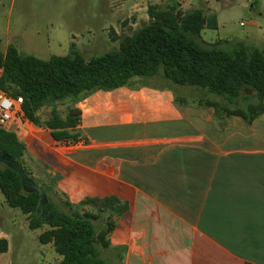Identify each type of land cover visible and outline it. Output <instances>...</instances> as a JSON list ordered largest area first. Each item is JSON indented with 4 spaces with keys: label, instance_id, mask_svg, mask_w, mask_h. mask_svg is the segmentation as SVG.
Instances as JSON below:
<instances>
[{
    "label": "crops",
    "instance_id": "obj_1",
    "mask_svg": "<svg viewBox=\"0 0 264 264\" xmlns=\"http://www.w3.org/2000/svg\"><path fill=\"white\" fill-rule=\"evenodd\" d=\"M143 1L100 0V8L81 20L88 31L113 32L118 42L149 21ZM235 1L200 3L218 22L201 36L208 39L214 30L216 36H209L214 42L237 39L264 47L254 15L249 30L224 31L229 28L224 12ZM244 1L251 9L258 3ZM259 15L264 18V12ZM2 93L7 94L0 88ZM184 101L166 86L99 90L65 109L42 106L39 124L22 108L15 133L27 148L26 163L44 177H58L56 190L71 202L111 195L127 202L103 253L114 263L264 264V114L249 124L237 115L217 117L213 106ZM54 108L65 126H49ZM55 131L78 134L77 144L68 145ZM24 219L29 226L27 214ZM47 228H37L39 239ZM7 236L0 230V238ZM43 244L57 264L62 256L53 242Z\"/></svg>",
    "mask_w": 264,
    "mask_h": 264
},
{
    "label": "trees",
    "instance_id": "obj_2",
    "mask_svg": "<svg viewBox=\"0 0 264 264\" xmlns=\"http://www.w3.org/2000/svg\"><path fill=\"white\" fill-rule=\"evenodd\" d=\"M148 14L149 21L122 36L117 48L91 58L75 47L67 55L41 58L23 54L10 44L5 52L0 49V88L12 97H23L25 114L38 124L36 113L44 105L76 103L95 91L115 90L132 85L135 77L146 79L160 73L168 88L193 86L222 97L224 101L213 97L200 101L213 106L217 117L237 115L250 124L264 114V47L238 41L233 48H227L224 43L228 41L223 40L203 46L198 39L204 28H218L216 15H208L202 8L185 12L176 0L150 4ZM177 98L185 102L181 96ZM53 113L49 126H65L56 117V108ZM55 134L64 141L79 138L68 131ZM0 150L8 152L45 190L47 201L37 212L39 193L25 189L20 175L0 164V190L6 203L27 214L31 229L48 227L40 240L53 242L55 251L62 256L57 264H116L103 253L112 245L110 235L117 219L127 210V202L111 195L88 196L73 203L62 193V207L49 194L50 190L58 194V177H52L53 189L31 174L25 160L27 148L15 132L0 127ZM100 219L103 222L98 225ZM8 250V239L0 238V255ZM122 252L121 248L116 255L120 260Z\"/></svg>",
    "mask_w": 264,
    "mask_h": 264
},
{
    "label": "rangeland",
    "instance_id": "obj_3",
    "mask_svg": "<svg viewBox=\"0 0 264 264\" xmlns=\"http://www.w3.org/2000/svg\"><path fill=\"white\" fill-rule=\"evenodd\" d=\"M171 0H144L140 5L145 12H148L150 4H166ZM183 6L181 9L185 12L193 8H203L200 3L203 0H176ZM248 1V0H247ZM246 2L236 0L234 5L225 10L223 20L227 22L228 29L234 33H242L249 30L248 20L251 15L256 16L260 21L261 27L257 32L263 37L264 18L259 15L264 12V0H258L253 9L244 6ZM250 4V3H249ZM248 4V5H249ZM100 0H0V49L5 51L9 44H15L21 53L34 54L41 58H49L51 55H67L72 48H77L86 58L98 56L117 48L119 42L112 38L114 33H103L88 31L87 26L82 23V15L92 13L100 8ZM208 13V7L205 8ZM208 39L201 36L198 40L203 46H209L215 43L214 38L216 31L207 32ZM213 33L215 34L213 36ZM95 35L97 36L95 38ZM121 38V37H120ZM207 38V37H206ZM241 40L234 39L225 42L224 46L233 48ZM248 44H256L246 42ZM167 80L162 73L155 77L141 78L135 77L132 86H165ZM177 96L186 99L188 102H205L208 97L224 101L222 97L209 94L205 89L193 86H175ZM253 94L256 95L253 91ZM69 101L59 102L57 106L65 109ZM50 106L44 108L49 112ZM31 174L42 184L53 187L52 177H44L33 166L26 163ZM55 191V190H54ZM51 198L64 207V199L61 193L55 194L50 190ZM25 214L20 208L9 206L4 200L3 193L0 190V230L7 233L9 241V250L0 255V264H48L43 260L51 259L49 246H44L40 241L38 234L39 229H31L24 219ZM98 220V225L102 224ZM54 253V252H52ZM54 264H56L54 262Z\"/></svg>",
    "mask_w": 264,
    "mask_h": 264
},
{
    "label": "built area",
    "instance_id": "obj_4",
    "mask_svg": "<svg viewBox=\"0 0 264 264\" xmlns=\"http://www.w3.org/2000/svg\"><path fill=\"white\" fill-rule=\"evenodd\" d=\"M250 1V0H248ZM23 97H11L0 94V127L15 132L23 122L22 110ZM68 145H75L77 141H65Z\"/></svg>",
    "mask_w": 264,
    "mask_h": 264
},
{
    "label": "water",
    "instance_id": "obj_5",
    "mask_svg": "<svg viewBox=\"0 0 264 264\" xmlns=\"http://www.w3.org/2000/svg\"><path fill=\"white\" fill-rule=\"evenodd\" d=\"M257 93V91H254ZM0 164H4L16 171L20 177L25 189L36 191L39 193V200L37 204V212L42 211L47 201L46 192L33 178H31L26 171L15 161V159L6 151L0 150Z\"/></svg>",
    "mask_w": 264,
    "mask_h": 264
}]
</instances>
